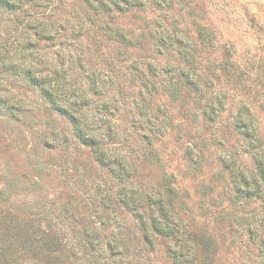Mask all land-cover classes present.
I'll use <instances>...</instances> for the list:
<instances>
[{
	"label": "rangeland",
	"instance_id": "rangeland-1",
	"mask_svg": "<svg viewBox=\"0 0 264 264\" xmlns=\"http://www.w3.org/2000/svg\"><path fill=\"white\" fill-rule=\"evenodd\" d=\"M103 2L0 8V264H264V0Z\"/></svg>",
	"mask_w": 264,
	"mask_h": 264
},
{
	"label": "trees",
	"instance_id": "trees-1",
	"mask_svg": "<svg viewBox=\"0 0 264 264\" xmlns=\"http://www.w3.org/2000/svg\"><path fill=\"white\" fill-rule=\"evenodd\" d=\"M20 0H0V8H5V9H8V10H18L20 9L21 7L18 6V4L16 3H19ZM99 3V6H102L103 5V0H86V3L91 7L93 3ZM110 4V3H109ZM111 5V4H110ZM92 8H96V7H92ZM32 67L33 66H27V70L25 69L24 70V75L25 77H28L29 80L33 83H35L36 85H38L39 87H41V93L50 101V103L52 104L53 107H55L57 109V111H59L60 113L64 114V115H67L69 120L74 123L77 127V122H76V119L74 116H72L71 114H68L66 108H62L61 106H58L57 104V96H54L52 94V91L50 90V88H47L46 86H44V82H42V76H36L35 74L32 75L31 73V70H32ZM78 129V128H77ZM85 143H86V140L84 138H82ZM88 144V143H87ZM94 145L91 144V147H93ZM95 158L96 160L102 164L104 163L103 159L95 154ZM158 223V222H157ZM157 223L156 222H153V228H155L159 234H161V236H168L170 234H168L166 232V227L165 229H160V228H163V226L159 227V228H156L157 226ZM159 225V223H158ZM147 238V236H146ZM148 239V238H147ZM172 258H173V263L174 264H180V258L178 255L172 253Z\"/></svg>",
	"mask_w": 264,
	"mask_h": 264
}]
</instances>
